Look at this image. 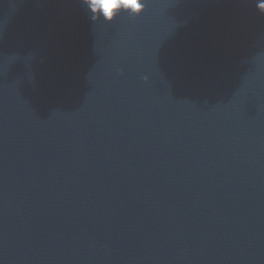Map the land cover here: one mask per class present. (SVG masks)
I'll return each mask as SVG.
<instances>
[{"label": "water", "instance_id": "water-1", "mask_svg": "<svg viewBox=\"0 0 264 264\" xmlns=\"http://www.w3.org/2000/svg\"><path fill=\"white\" fill-rule=\"evenodd\" d=\"M0 0V264H264V12Z\"/></svg>", "mask_w": 264, "mask_h": 264}, {"label": "clouds", "instance_id": "clouds-1", "mask_svg": "<svg viewBox=\"0 0 264 264\" xmlns=\"http://www.w3.org/2000/svg\"><path fill=\"white\" fill-rule=\"evenodd\" d=\"M82 3L94 22L102 18L111 23L122 13L132 18L141 16L146 10L148 0H82ZM257 8L264 12V0H258Z\"/></svg>", "mask_w": 264, "mask_h": 264}]
</instances>
